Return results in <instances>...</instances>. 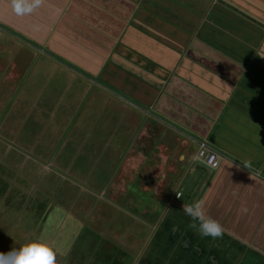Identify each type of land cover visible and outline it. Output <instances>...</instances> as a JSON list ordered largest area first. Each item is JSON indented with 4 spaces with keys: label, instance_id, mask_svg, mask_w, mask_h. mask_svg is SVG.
Returning a JSON list of instances; mask_svg holds the SVG:
<instances>
[{
    "label": "crops",
    "instance_id": "obj_1",
    "mask_svg": "<svg viewBox=\"0 0 264 264\" xmlns=\"http://www.w3.org/2000/svg\"><path fill=\"white\" fill-rule=\"evenodd\" d=\"M0 29L48 58L55 82L77 80L65 90L90 86V97L129 98L149 115L147 139L166 154L149 151L147 199L122 202L135 214L122 262L264 264V0H41L31 14L0 0ZM23 62L5 68L12 82L27 77ZM200 140L217 168L196 156ZM201 199L219 238L200 237L184 214Z\"/></svg>",
    "mask_w": 264,
    "mask_h": 264
},
{
    "label": "rangeland",
    "instance_id": "obj_2",
    "mask_svg": "<svg viewBox=\"0 0 264 264\" xmlns=\"http://www.w3.org/2000/svg\"><path fill=\"white\" fill-rule=\"evenodd\" d=\"M4 34L0 29V252L42 235L56 245L58 264H110L116 246L134 244L126 228L135 214L122 202L149 192L141 188L157 145L147 139L156 132L149 115L127 105L129 98L90 97V86L82 95L65 90L75 80L55 82L48 58L31 56ZM16 60L27 77L12 82L16 76L5 68ZM156 148L158 157L166 154ZM98 237L109 262L96 257Z\"/></svg>",
    "mask_w": 264,
    "mask_h": 264
},
{
    "label": "clouds",
    "instance_id": "obj_3",
    "mask_svg": "<svg viewBox=\"0 0 264 264\" xmlns=\"http://www.w3.org/2000/svg\"><path fill=\"white\" fill-rule=\"evenodd\" d=\"M40 3L41 0H31L30 3L13 0V7L17 14H31L40 7ZM183 211L200 237L216 239L223 235V226L206 214L202 199L184 205ZM57 256L56 245L42 235H36L26 239L18 248L0 252V264H58Z\"/></svg>",
    "mask_w": 264,
    "mask_h": 264
},
{
    "label": "built area",
    "instance_id": "obj_4",
    "mask_svg": "<svg viewBox=\"0 0 264 264\" xmlns=\"http://www.w3.org/2000/svg\"><path fill=\"white\" fill-rule=\"evenodd\" d=\"M196 156L203 160L206 166L211 169L217 168L219 165V158L217 152L210 148L207 143L203 140H200L197 146ZM180 193H176V197H179Z\"/></svg>",
    "mask_w": 264,
    "mask_h": 264
},
{
    "label": "trees",
    "instance_id": "obj_5",
    "mask_svg": "<svg viewBox=\"0 0 264 264\" xmlns=\"http://www.w3.org/2000/svg\"><path fill=\"white\" fill-rule=\"evenodd\" d=\"M92 237H93V235H92ZM98 239H99V237L98 238H94L93 239L94 241L92 240V243L96 242ZM97 244L99 245V243H97ZM98 245H97V248L99 249V251L98 252L96 251V257L98 259H102L104 257L103 259H105V260H107L109 262V256L107 254H105V252H106V250L104 249L105 247H103V245L102 246L101 245L98 246ZM111 246L108 247V248H114V247H111ZM116 248H118V249H116ZM116 248H114V250L116 251L117 256L112 259V261L110 262V264H115V263L119 264L118 262H120V257H118V255H121L122 253H120V252H122V251L119 248V246H116ZM115 251L110 250L109 253L113 254V253H115ZM121 263H122V261H121Z\"/></svg>",
    "mask_w": 264,
    "mask_h": 264
}]
</instances>
